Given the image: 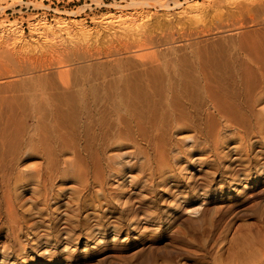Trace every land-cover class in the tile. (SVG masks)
Returning <instances> with one entry per match:
<instances>
[{
  "label": "bare ground",
  "instance_id": "obj_1",
  "mask_svg": "<svg viewBox=\"0 0 264 264\" xmlns=\"http://www.w3.org/2000/svg\"><path fill=\"white\" fill-rule=\"evenodd\" d=\"M139 5L146 2L130 0L115 6L122 9L120 20L130 21L122 33L105 30L100 35L101 31L90 33L80 27L76 34L79 40L90 43L82 44L81 49L62 48L61 57L51 53L60 61L64 56V65L74 66L83 60L84 66L60 68L57 78L50 73L42 78L40 73V80L34 77L37 81H33L39 80L38 85L31 89L34 85L26 86L27 76L26 83H21L28 90L22 84L25 91L20 97L0 100V241H5L0 245V264H45L41 261L46 256L47 264H59L56 243L63 236L67 237L62 244L66 254L91 253V247L101 248L102 243L118 258L124 253L135 256L131 264L155 263L156 252L174 241L204 250L213 240L221 204L227 200L236 204L245 187L264 189V29L260 41L259 32L254 34L255 41L250 38L244 44L238 39L235 54L234 44L217 48L226 46L225 42L214 46L218 50L212 49L216 54H208L210 57L208 52L201 57L195 45L200 57L172 59L167 54L173 50L171 46L158 57L152 48L149 53L154 57L135 63L128 52L123 54L129 44L119 38L136 42L142 49L156 48L160 42L159 36L153 39L140 32L144 24L148 26V17L133 11ZM55 24L56 28L45 22L38 24L35 31L56 38L58 32L71 26H83L75 20H57ZM167 38L161 41L165 43ZM52 43L38 50L53 47ZM30 45L21 43L20 56L33 53L36 46L29 51ZM50 51L46 54L52 59ZM9 53L5 52L6 56L12 57ZM35 54L26 58L27 63L34 61ZM20 56L17 59L23 60V65L26 59ZM11 60L14 58H8ZM30 64L32 69L36 66ZM21 69L22 74L33 72ZM240 169L247 173L237 175ZM225 182L223 187L212 189ZM211 183L212 190L206 191L204 185ZM143 207L150 212L162 210L160 227L151 230L139 226ZM122 223L121 232L116 226ZM226 225L216 229L221 235L212 242L216 254L225 248L221 243L226 235L239 231L236 225ZM72 231L92 237L80 242ZM253 237H244L239 250L230 249L233 252L224 264L263 262L264 243ZM102 261L97 264H106Z\"/></svg>",
  "mask_w": 264,
  "mask_h": 264
},
{
  "label": "rangeland",
  "instance_id": "obj_2",
  "mask_svg": "<svg viewBox=\"0 0 264 264\" xmlns=\"http://www.w3.org/2000/svg\"><path fill=\"white\" fill-rule=\"evenodd\" d=\"M20 1L21 3H19ZM129 1L130 0H0V69L2 70V71L0 70V100L3 101L2 99L3 97L9 98V96H12V95L14 97L15 96L20 97L22 92H24L25 90H28V87L30 85L32 86L34 85V87L30 86L29 89L35 88L39 83L40 79L38 76L40 75V73H41V77L44 76L43 74H46V76H48L47 75L48 73H50V75L55 76V74H57L56 71L59 72L60 70L58 69L60 68L63 71L65 69L72 70L74 66L76 67H80L81 65L84 66L85 63L83 62V60L77 61V65H74V66H69L68 64L64 65L63 63L65 61V58H63L64 56L62 57L63 59L61 58V61L63 60V62H61L60 59L56 56H59L61 54L62 48L69 49V47L76 46V48L81 49L82 44L83 46H85L86 44H88V42L89 43L91 42V41H85L86 43L84 42L82 43V40H79V37H78L79 35H76V34L80 27H83L84 30L90 33H93V30H96L99 32L101 31L100 35H102V33H104L105 30H106L105 32H109L110 34L113 33V31L115 32V30L118 33L119 32L122 33L125 28L129 27L130 21L127 22V20H125L122 22V20H120V17H118L119 16L118 12L122 9H117L115 6H118V7L124 6ZM134 1H139V0H134ZM140 1H145L146 5H139L133 11L140 12L142 15L144 14V16L146 15L148 17L146 18L147 23L145 22L146 24H148V26L144 24L140 32L141 33L144 32V34L146 33L145 36L149 34L150 38L153 37V39L159 36L158 39L160 40V42L163 41V38L165 39L168 37L170 39V42H168L169 40L168 38H167L168 40H165V43L167 42L166 44L163 43L164 42L163 41L161 45V43L158 41L160 43V45L158 43L157 44L158 46L156 47V48L159 47L158 48L159 52H158V50L154 46H151V48L148 47L150 50L148 48L142 49L138 47L139 45L136 42L130 44L129 41L119 38L122 42L129 44L128 49L123 54H126L128 52L127 55L128 56L130 55L129 58L133 56L130 60L131 62H134V60H135V63L136 61H141L143 59L147 60L148 58L147 56L152 55V53H149L153 50L152 48H154L153 50L154 52L153 51L152 52L153 54H155V57L160 56L161 54L158 55L160 51L164 53L163 51L167 48V51L165 50L166 51L165 54H166L168 50L171 49V46L173 47L172 51L175 53L172 55L173 52L169 50L170 53L168 52L167 54L168 55L170 54V56H172V59H185L186 56H187L186 59H188V56L191 59L192 57L195 58L194 55L196 57H200L199 55L200 53L204 54V56L201 54V57H205V52L206 53L208 52L206 56L210 57L209 55L213 56V53H215L218 50L217 48L219 49L222 47L226 48L227 45L231 46L233 44L236 46H233L234 49H232V47L230 49H232L234 52L233 54H235L236 47L239 45L240 40L241 42L244 40L243 43L245 42V40H248L250 38H252V40L255 41L253 39L254 34L256 32L258 34L259 32L258 39L260 41V39H262V35L264 34L263 32V29H264V0H225V1L224 0H140ZM175 5L177 6L175 7ZM178 5L180 6L178 7ZM165 6H167V8ZM107 16L108 17L112 16L113 19H111L110 17H109L110 19L108 18L105 19V17ZM57 20L58 21L63 20L66 23L71 22V20H75L76 22H80L83 26H71L70 29H68L67 31L58 32L56 36H58L59 38L58 37L54 38L53 36L49 34L44 35V34H41L39 31H35V29L38 28L37 25L44 23V22L49 23L52 25V27L56 28L55 23L57 22ZM136 23L137 22H135V24ZM151 28L153 30H151ZM13 30H15V32ZM150 31L151 33H149ZM261 31L263 32V34L261 33ZM257 34H255V36H257ZM13 35L15 36L17 35V36L15 37ZM260 35H261V38H260ZM255 39L257 41V37ZM263 40H264V37H263ZM49 41L50 43L53 42L52 44H54L53 47H55V49L53 47H50V48L43 47L44 49L38 50L42 47V45L44 46L45 43L48 44ZM230 41L231 42L233 41L234 43L233 42L230 43ZM250 41L248 40V42L247 41L246 42L249 43ZM23 42L27 44L29 43V45L31 44L30 45L31 48L30 49L28 48L29 51H31V49L33 50V48L36 46L33 50V53L24 52L26 54H29L27 55V57L28 56L33 57L36 52L38 57H36V54H35V59H33L34 61L32 62L29 61V63H27L28 62L26 59L27 57H23L24 55L20 56L22 54L21 52H23L21 50V43ZM225 42H226V46H221V47L217 46V48L214 47L220 44L224 45ZM190 43H194V44L191 45ZM198 44H201V45H198ZM195 45L197 46L199 50L197 51L198 52L201 51L198 54L197 52H195L196 51ZM191 46H194L193 48L195 49L192 48V50L189 51V49H191L190 48ZM137 47L138 49H136ZM176 47L177 49L179 47H182V48L181 49L179 48L180 50H177ZM202 48L204 49L203 52H202L203 50ZM210 49L211 50L213 49L215 52L213 50L211 52L207 51ZM16 50H18L20 54H18V51ZM47 50L48 51L51 50L50 52H48L49 56L51 53H55L56 56L54 54L53 55L54 57H56L57 62L59 59L60 64H57V62L55 61L56 62L55 64L57 65H55L53 62V64L55 65L54 67V65L51 62L55 60V58L52 57V59L54 58L52 60L50 57H48L47 56L48 54H46ZM9 51L11 52L9 53ZM44 51H45V54L43 55L46 56L45 58H47L48 62L50 61L49 64L44 58V56L42 55ZM192 51H194L195 53H193ZM5 52L6 53L8 52L9 55L11 54L15 61L17 58H19V56L25 58L26 60L25 59L24 60L26 61L27 64L24 61L22 65L21 62L23 61L22 60L23 58H21L22 61H19V62H18V59L16 62H13L14 60H11L12 62L8 61V58L11 59L12 57L6 56L8 54H5ZM14 52H16L17 55ZM133 52H134V55H133ZM191 53L192 55H190ZM53 55L51 54V56ZM61 55L59 57H61ZM138 55L142 57L140 58ZM39 56L40 57L42 56L45 59V63L42 62V60L44 61L42 57H41L42 59L38 60L40 58ZM152 56L154 57V55ZM179 56L183 58L181 57L179 58ZM149 57L151 58V56ZM37 62L39 63L37 64ZM41 62L45 66H43ZM30 63H33V65L36 64V66H33V69L35 71L32 69V66H30L32 65ZM40 63H41V69L40 67H38ZM24 64L26 65V67ZM47 65L50 66L51 68H49ZM59 65L61 67H56ZM22 66H23V69H27L25 71H28L31 68L33 72H30L31 70H29V73L25 72V74H22L23 73L21 69ZM64 66H67V67L69 66V67L67 69V67H64ZM34 67L37 68V70ZM38 68H39V71H38ZM42 68H46V69H43L42 71ZM53 68L57 70L53 72L54 71L52 70ZM31 75H34V76L32 77ZM27 76L30 78H28ZM25 77H27L26 79L29 81L27 82L28 84L26 85V86L29 85L28 87H26L24 84L26 83ZM34 77H36V79H39L38 83L35 82L37 84L36 86H35V83L33 84V81H37L35 80ZM29 79H31L32 82ZM21 81L22 82L24 81V83H21ZM21 85L23 86V88L25 87L26 89L24 90L21 87ZM5 101H9V100H5ZM261 163H263V166H264V161H261ZM244 170L245 169L238 170L237 175L242 176L246 174L247 170H245L246 172ZM135 173L136 172H133V174ZM207 181H210V179L208 180L206 179V182ZM217 181L218 179H216V182ZM226 182H227V179H226ZM226 182L221 183L220 185L218 184V186L215 185L213 187H212L213 183L208 184V186L205 184L204 186H206L205 188L206 191H209V190H212L213 188L223 187L226 184ZM211 187L212 189H210ZM243 189L245 190L243 194H241V196L239 197V200L236 202V204L234 203V201H232L234 203L233 204L231 201H228V200L225 201L223 204H221L222 211L220 212V214L217 216L215 220V222L218 221V223L216 222V225H215L216 228L212 230V234H211V239H213L212 242L214 240L216 241L218 237L220 238L221 235H219V233H220V230L223 229L221 228V226L224 225L225 223L227 225L232 224L231 226L236 225L234 226V228L236 227L237 229H239L238 231L239 233L230 232V234L228 233V235L225 234L226 238L221 243L223 244V246L220 244L223 248L225 247L222 252H220L219 254H216V251H215L216 249H214L215 247L212 242H210L211 244H208L210 246L208 245L205 246L208 248L204 247L205 249L203 250L200 248H196L195 246L189 245L185 242L176 244V242L174 241V243H172L170 247L168 246L156 252V255L157 253L158 255L157 256L155 255L156 257L154 258L156 260L155 263L156 264H220V263L224 264L226 263L225 262L226 258L230 255V253L233 252V250L234 251L239 250L240 247L238 245L242 244L240 241H243L246 239L248 240L252 239V237L254 236L255 238L258 237L259 239V240L257 239L256 241H258L259 243L261 241V244L264 243V189H260L259 187L252 189V186H250V188L245 187ZM235 193L236 192H234V194ZM202 194L203 193L200 192L199 195L201 196ZM141 210H143V213H145L147 215V218L149 219L145 218L144 216L146 215L144 214V216L140 218V222H141L139 223L140 227L149 226L151 227V230H153L155 227H160V222H162V215H163L161 209L150 212L147 210V208L143 207L141 208ZM259 212L261 213L260 216H259L260 214ZM222 213L223 215H221ZM227 221L229 222V224ZM109 224L115 225L114 223H109ZM92 225H93V229H95L96 227L95 223H92ZM124 225L125 224L122 223V224L117 225L116 227L119 228L122 232L124 231ZM251 225L253 226V228ZM219 226L221 229L218 228ZM249 228H250V231H249ZM216 229H220V230H216ZM244 230L245 231L247 230V233ZM231 233L233 235L235 234L234 237L233 235H231ZM71 235H73V238H77V240L80 242H82L86 237H90L89 234L85 235L84 232L82 231L81 232L72 231ZM108 235L109 234H107V236ZM148 235H151V234H148ZM244 237H246V239ZM66 238L67 237L63 236L56 243L58 255L60 257L59 258L60 262L58 261L59 264H75V263L83 264L85 262H87L88 264H97L98 261L100 262L102 260H103L102 262L106 264H131L136 260L135 256L127 255V253L122 254V256L120 255V257L118 258L119 255H114L111 252L110 246L108 248L103 247L102 243L100 244L101 248L99 247L98 249H96L95 247H91V250H90L91 253L85 252L83 254L82 253L80 254L79 252H74L72 254H66L62 250L63 245L66 242ZM149 239L150 238H148V240ZM48 240L52 242V238H48ZM152 240L158 241V239H152ZM4 243L5 241L1 239L0 245ZM73 244H75V242ZM230 249H233V250H230ZM162 251L164 252L162 253ZM240 252H241V249H240ZM176 253H178V255ZM217 258H218V261H217ZM220 258L221 260H219ZM48 259L49 257L46 256L45 258L42 259L43 261H41V263L47 264ZM261 259H262L261 261L263 262L260 261L261 262L260 264H264V255H262ZM216 261L217 262L220 261V262L217 263ZM32 262L35 263V260H33ZM29 263L26 261L21 264H29ZM155 263L153 262V264Z\"/></svg>",
  "mask_w": 264,
  "mask_h": 264
}]
</instances>
